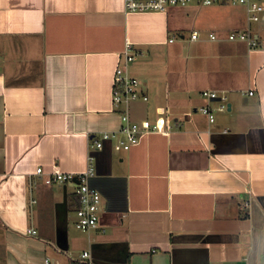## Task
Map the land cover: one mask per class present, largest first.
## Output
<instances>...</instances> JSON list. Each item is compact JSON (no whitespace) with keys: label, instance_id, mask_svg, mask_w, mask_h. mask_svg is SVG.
<instances>
[{"label":"crops","instance_id":"crops-1","mask_svg":"<svg viewBox=\"0 0 264 264\" xmlns=\"http://www.w3.org/2000/svg\"><path fill=\"white\" fill-rule=\"evenodd\" d=\"M247 28L256 49L228 40ZM126 43L148 96L128 116L161 132L95 152L104 236L71 231L68 213L63 250L56 206L66 188L76 211L77 188L36 172L83 174L92 138L120 137L112 89ZM85 252L95 264H264V13L249 23L228 3L127 13L125 0H0V264H85Z\"/></svg>","mask_w":264,"mask_h":264},{"label":"built area","instance_id":"built-area-1","mask_svg":"<svg viewBox=\"0 0 264 264\" xmlns=\"http://www.w3.org/2000/svg\"><path fill=\"white\" fill-rule=\"evenodd\" d=\"M200 4L210 6L214 4L228 3L233 6L241 5L246 8L248 22L258 23L264 13L262 0H125V10L127 13H164L171 7H183L190 4ZM198 34L195 32L192 39L196 40ZM212 39L216 37L211 35ZM229 41H240L247 44L248 48L253 50L259 45L258 39L251 33L250 29L242 31H233L228 35ZM134 46L126 43L123 54L119 57V63L114 71L112 102L116 109L125 107L121 113L122 127L117 132L120 137L115 140L114 133H103L101 138H92L91 152L88 157L87 171L80 175L51 173L46 174L42 169H38L36 174L43 179L48 186L53 184H74L77 188L76 194L79 197V207L75 211V226L81 232H89L99 228L102 213V195L93 189L89 181L96 175L95 152L102 150L106 142L112 145L117 152H128L136 146L144 134L161 132V127L150 121H144L142 124L133 123L128 116L127 107L132 103L148 101V96L140 90L138 79L130 76L128 66L135 60L133 54ZM122 62V63H121ZM252 95V93H250ZM202 96L207 99H219L221 104L217 108L218 112L227 111V97L219 96L217 92L205 91ZM201 112L206 116L210 123H214L216 118L214 111L209 107H203ZM247 206V205H246ZM29 235H36V231L29 230ZM81 260L85 264H95L90 253L85 252L81 255ZM45 264H53L50 259H46Z\"/></svg>","mask_w":264,"mask_h":264},{"label":"water","instance_id":"water-1","mask_svg":"<svg viewBox=\"0 0 264 264\" xmlns=\"http://www.w3.org/2000/svg\"><path fill=\"white\" fill-rule=\"evenodd\" d=\"M57 218H58V226L60 232H62V237L64 242L60 245V248L63 250L68 249L67 245V232H68V213H69V204H68V194L67 189L64 188V198L63 201L56 206ZM103 246V245H102ZM112 245H104L103 248H109Z\"/></svg>","mask_w":264,"mask_h":264},{"label":"rangeland","instance_id":"rangeland-1","mask_svg":"<svg viewBox=\"0 0 264 264\" xmlns=\"http://www.w3.org/2000/svg\"><path fill=\"white\" fill-rule=\"evenodd\" d=\"M74 189H75V187L72 184H70V192H73ZM62 193H63V190H62ZM74 211L75 210L72 209V207H70V209H69V229L71 231H73V230L74 231H78V230H76V226H75L76 215H75V212ZM96 230H98V229H96ZM96 230H94L95 232H91V233H95L98 236H104V233H103V230L102 229L99 230V231H96ZM88 249H89V247H88ZM79 255H80V252H79V254L75 253L74 256H77L78 257Z\"/></svg>","mask_w":264,"mask_h":264}]
</instances>
